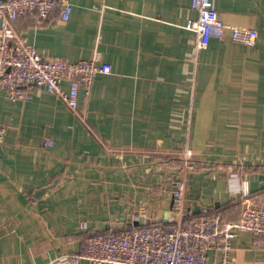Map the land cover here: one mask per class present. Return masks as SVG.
Masks as SVG:
<instances>
[{"label":"crops","instance_id":"0c3cea01","mask_svg":"<svg viewBox=\"0 0 264 264\" xmlns=\"http://www.w3.org/2000/svg\"><path fill=\"white\" fill-rule=\"evenodd\" d=\"M70 1L68 20L55 10L14 27L45 56L77 62L100 49L112 72L80 86L77 110L44 87L29 100L0 90V264H94L75 258L93 233L163 223L187 148L191 214L238 220L233 174L264 200V0H214L226 24L258 37L247 45L228 29L201 49L185 27L192 0ZM257 238L232 240L235 264H264ZM222 256L209 250L206 264Z\"/></svg>","mask_w":264,"mask_h":264},{"label":"built area","instance_id":"2783aa9c","mask_svg":"<svg viewBox=\"0 0 264 264\" xmlns=\"http://www.w3.org/2000/svg\"><path fill=\"white\" fill-rule=\"evenodd\" d=\"M196 16L188 18L185 27L197 34L198 49L206 47L212 37L221 38L230 29L232 39L254 45L258 32L246 26L228 25L219 16L214 0H192ZM70 0H0V90L12 99L29 100L35 86L47 88L60 96L73 110L78 108L79 88L89 86L98 73H111L112 65L101 61L96 49L89 59L70 62L63 57L45 56L27 38L17 32L14 23L34 18L38 24L48 21L55 10L63 20L72 13ZM69 88H63V81ZM6 127L0 124V143ZM49 141L46 140L45 143ZM194 153L184 151L183 176L172 190L173 215L163 223L151 222L123 227L116 233H93L75 258L94 264H206L209 250H222L220 264H235L230 252L232 240L240 231L264 236V200L252 195L248 180L240 174L229 177L232 192L242 198L238 220L226 221L220 215L191 214L187 207L186 174L196 168Z\"/></svg>","mask_w":264,"mask_h":264}]
</instances>
